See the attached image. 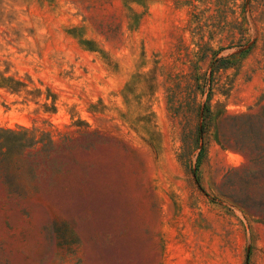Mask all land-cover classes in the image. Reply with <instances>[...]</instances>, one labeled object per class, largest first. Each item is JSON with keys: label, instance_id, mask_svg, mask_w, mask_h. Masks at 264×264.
<instances>
[{"label": "rangeland", "instance_id": "rangeland-1", "mask_svg": "<svg viewBox=\"0 0 264 264\" xmlns=\"http://www.w3.org/2000/svg\"><path fill=\"white\" fill-rule=\"evenodd\" d=\"M0 264H264V0H0Z\"/></svg>", "mask_w": 264, "mask_h": 264}]
</instances>
